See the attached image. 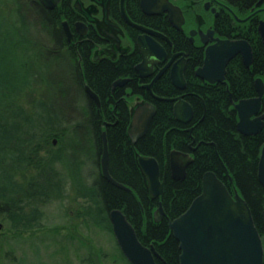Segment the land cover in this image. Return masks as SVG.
Instances as JSON below:
<instances>
[{
  "label": "trees",
  "instance_id": "1",
  "mask_svg": "<svg viewBox=\"0 0 264 264\" xmlns=\"http://www.w3.org/2000/svg\"><path fill=\"white\" fill-rule=\"evenodd\" d=\"M21 1L16 0L20 14L17 22L13 20L15 24L10 32L20 34L23 30L24 33L35 34L41 30L46 36L41 46L50 48L61 62L55 64V68L60 69L59 80L41 77L40 70L35 69L21 75L16 67L10 68L7 61V57H16V45L9 47L8 43H0V111L17 106L15 116L20 115L25 121L13 128L0 124V216L8 220L11 230L27 231L38 226L43 216L42 207L62 199L66 177L74 187L75 199L83 200L79 205V214L83 218L93 220L112 232L109 211L121 209L135 228L139 240L144 245H154L160 255L156 259L157 264H180L179 242L169 229L168 222L183 213L201 193L205 172L215 173L230 190L238 185L252 210L258 211L255 208L259 209L261 199H256L253 193H261L255 172L257 145L263 136L237 135V117L228 95L231 93L237 100L238 94L253 92L252 73L264 78V45L258 44L250 71L237 57L231 60L225 85H211L194 76L189 77L188 91L191 94L187 99L194 111L190 124L183 125L174 119L171 102L156 100V112L148 131L132 144L127 134L129 117L126 105L123 101L118 104L108 101L110 83L121 74L120 65L117 62L93 64L86 54H81L80 70L76 53L66 45L61 47L60 23L62 19L71 17L68 0H63L54 9H46L39 0ZM23 7L30 15L21 11ZM242 37L250 42L257 39L251 29ZM62 49L68 54L65 67L61 52L56 51ZM196 60L189 62L196 65ZM16 62L13 64L16 65ZM33 76L44 84L47 95L44 93L43 97L35 98L29 111L19 101L31 88ZM83 81L99 96V107L83 92ZM80 91L84 96L81 103L78 97ZM155 91L161 96L175 94L168 76L161 78L155 85ZM72 112L76 115L75 120H71ZM106 122L112 124L104 126ZM25 127L28 129L26 136L16 137L17 131L23 132ZM188 128H191L190 132ZM103 131L108 146L109 173L129 189L108 182L100 170L90 182L83 175V158H90L92 149L97 155L100 153ZM72 133L80 137L68 147L71 158L64 159V144ZM55 137L60 146L49 149L51 138ZM16 140L18 142L14 144ZM189 143L196 148L185 178L174 180L167 169L162 194L155 200L151 199L137 155L156 158L162 174L168 162V152L173 148L187 151ZM11 144L13 147H10ZM96 162L98 164L97 159ZM29 168L33 172L29 176L24 175ZM159 202L164 216L156 221L153 211ZM91 211H96L98 218H90Z\"/></svg>",
  "mask_w": 264,
  "mask_h": 264
},
{
  "label": "flooded vegetation",
  "instance_id": "2",
  "mask_svg": "<svg viewBox=\"0 0 264 264\" xmlns=\"http://www.w3.org/2000/svg\"><path fill=\"white\" fill-rule=\"evenodd\" d=\"M62 1L63 0H59L55 4V6L51 9H54L55 7L59 6ZM169 1L175 7L180 9L181 17H182L180 20L174 19V21L172 22L169 17V12L160 11L158 9L154 10L152 13L144 12L141 7V0L123 1L124 11L131 22L127 21L122 14L121 0H88L87 3L85 0H68L69 5L71 6V11H70L71 17L69 19L68 18L62 19L60 23L62 29L60 45L61 47L66 45L69 48H71L70 49L71 51H74L76 53V55L78 56V66L80 70L82 66L81 54H86L89 57L90 62L93 64H98L102 62H110V63L117 62L120 65L121 74L115 77L110 83V87H109L110 95L108 97V101H112V102L114 101L116 104H118V102L123 101L124 104L126 105L127 116L129 117V126L127 128V134H128V129L131 126V121L133 118L135 108L137 106L145 102H150L156 108L155 105L156 100H162L159 99L158 97L177 98L179 96L191 105V103L187 99V96L191 94V92L188 91L189 77L194 76L197 79L211 85H215V84L225 85L227 83L225 79L227 73V67L231 62V60L237 57V60L241 62V64L245 67V69L250 71L253 69V60L255 57V52L257 50L258 44L264 45V41L259 32V25L261 21L264 20V0H169ZM40 4L43 7H45L41 2ZM158 7L161 6L157 5V8ZM64 20L68 22L69 28L72 32V38L70 40H68L62 27V21ZM135 25L142 26L147 30L143 31L142 29H140ZM250 29L251 32H253V34L257 38L256 40L252 39V42H250L247 38L242 37V34H244L245 32L247 33L248 31H250ZM141 35L146 36L143 37L142 40L145 41L150 40V42L159 43L161 47L164 49L165 55L163 57L160 56L159 58H156L145 53L146 49L141 48L138 43V37ZM237 39H244L251 46L252 60L249 66L243 63V59L240 54H236L228 61L225 67L226 72L223 81L211 83L195 75V70L198 67L202 66L203 64L205 49L209 45H212L219 40H237ZM56 51L61 52L64 59L65 57L67 58L68 54L67 51H65V49L56 50ZM171 58H172V62L164 71L161 72V70L168 64ZM193 59H197L196 65L190 64L189 61ZM143 61H144V68L141 69V71L139 70L137 71L135 67ZM177 62L183 63L184 66L183 89H179L178 87L174 86L170 77V68L172 64ZM239 69L240 68L237 66V70ZM256 74L252 73L251 85L253 86V92L246 95L238 94L237 100L233 99L231 93H229L228 97H229V102L231 103V107L237 117L236 124H238L240 120V115H239V110L237 109L236 111V109L234 108V104L244 99L260 98L259 106L256 108L254 113L250 115V119H249L250 122L248 124L247 123L245 124L246 130L248 129L253 130L255 129V122L256 123L258 122L260 123L259 124L260 129L253 134H244L238 130V127H236L238 136L252 137L258 134H261L263 136L262 140L257 145L256 172H255L256 181L261 187L260 189L261 193L260 194L257 192L253 193L256 199L259 198L261 199L260 207H258L259 209L255 208L258 211L252 210V208L248 204L247 200L245 199L238 185L237 187L234 186L232 190H230L227 186L226 187L228 188L231 194L234 193V190H237V193L245 199L246 203L250 208L253 224L259 234L262 243V248H263L262 262H263L264 261V184L259 180L258 173H259V164L264 148V89H263V93L259 95L255 86V79L261 78L264 85V78ZM164 76H168L170 84L174 88L175 94L172 96H161L155 91V85ZM237 77L239 76L237 75ZM85 85L86 84H84L83 86ZM227 90H229L228 86H227ZM133 101L137 102V104H135L130 108L129 102H133ZM168 102L172 103V113H173V104L177 102V100L168 101ZM97 106L98 107L100 106V99H99V105ZM193 116H194V111H193ZM174 119L183 125H188L192 122L193 117L187 123H183L177 120L175 117ZM187 130L190 132L191 128H188ZM129 138L131 140L130 136ZM137 140L135 142H132L131 140V143L135 144ZM188 147L189 149L187 151L178 150L174 148L171 150H177L184 153H188L193 158V152L196 146H194L192 143H189ZM170 151L168 152V159H169ZM139 155L140 154L137 155V163H138ZM108 159H109V155H108ZM98 164L100 165V161ZM167 165L165 166L164 173L161 174V179L164 175L166 177V170L168 169L169 171ZM100 172H101V167H100ZM160 172H161V168H160ZM171 178L174 179L173 177ZM174 180H182V179H174ZM159 204L161 203L159 202L158 206ZM163 216H164V211L160 220L162 219Z\"/></svg>",
  "mask_w": 264,
  "mask_h": 264
},
{
  "label": "water",
  "instance_id": "3",
  "mask_svg": "<svg viewBox=\"0 0 264 264\" xmlns=\"http://www.w3.org/2000/svg\"><path fill=\"white\" fill-rule=\"evenodd\" d=\"M39 1L46 8L51 9L59 0ZM121 1L122 14L127 21L131 22L123 8L124 0ZM157 5L161 7L157 8ZM141 7L146 13H152L157 9L167 11L172 22L174 19L180 20L182 18L180 9L169 0H141ZM135 26L143 31L147 30L142 26ZM62 27L68 40H70L72 32L68 22L62 21ZM259 32L264 41V20L259 25ZM143 37L146 36L138 37V43L141 48L146 49L145 53L156 58L165 55V51L159 43L142 40ZM236 54L242 56L245 65H250L252 60L251 46L244 39L219 40L209 45L205 49L203 64L195 70V75L211 83L223 81L226 72L225 67ZM172 58L161 72L169 66ZM183 67V63L177 62L172 64L170 68L171 81L179 89L184 88ZM143 68L144 61L135 67L137 71H141ZM255 86L261 95L264 89L261 78L255 79ZM84 89L88 97L99 105V97L90 86L85 85ZM158 98L167 101L177 100L173 104V115L177 120L187 123L192 119V106L180 96L177 98ZM259 101L260 98H252L240 100L234 104L236 111L239 110L240 120L236 127L241 133L253 134L260 129L258 122H255V129H245V124L250 122V115L259 106ZM155 111V106L150 102H145L135 108L131 126L128 129L132 142L145 135ZM55 141L56 139L53 142L55 143ZM108 155L106 133L103 131L100 158L102 176L120 188L129 189L110 175ZM192 161L193 158L188 153L171 150L167 165L171 177L183 179L186 175V167ZM138 164L147 182L150 198H157L163 192L165 179V175L161 179L157 160L151 156L139 155ZM258 178L264 184V148L259 164ZM162 215L163 209L159 204L154 212L155 220L159 221ZM108 216L114 237L122 253L131 264H157L156 259L160 258V255L154 245H144L139 240L135 228L121 209H111ZM168 226L174 238L179 242L180 264H262V243L253 224L248 204L237 193V190L231 194L226 185L212 171L204 173L201 193L193 199L183 213L170 220ZM2 228L3 223L0 221V230Z\"/></svg>",
  "mask_w": 264,
  "mask_h": 264
},
{
  "label": "rangeland",
  "instance_id": "4",
  "mask_svg": "<svg viewBox=\"0 0 264 264\" xmlns=\"http://www.w3.org/2000/svg\"><path fill=\"white\" fill-rule=\"evenodd\" d=\"M28 1L22 0L21 2ZM85 1L88 2V0ZM18 9L16 0H0V43H8L9 47L16 45L15 48L19 53L18 55L16 53L15 58L13 55L7 57L9 67L12 69L16 67L21 75H24L25 72H31L32 69L40 70L41 77L59 80L60 69L55 68V64L61 61L56 59L50 48L46 49L41 46L46 36L40 28V31L35 32V34L24 33L23 30L20 31V34L10 32L15 24L13 20L18 21L17 16L20 14ZM22 9L21 11H24L26 15H30L27 8L23 7ZM65 59L64 67L67 58L65 57ZM15 62L16 65L13 64ZM60 68L63 69V67ZM84 84L88 85L86 81H83ZM45 89L39 78L33 76L31 88L22 95L20 104L30 111L35 98L43 97L44 93L47 95ZM84 90L83 92H85ZM78 97L81 103L82 98H84L81 91ZM135 104L137 102H129V107L131 108ZM18 108L13 106L0 111V124H5L6 128H13L19 122L24 124L25 121L22 116H15L16 114H14ZM12 110L14 111L11 112ZM75 119V113L71 114V120ZM107 124L111 123L106 122L104 126ZM27 130L25 127L23 132L17 131L16 137H25ZM78 137L80 136L72 133L66 139L62 153L64 159L71 158V151L68 147ZM54 139H56L55 143L53 142ZM51 140L52 144L49 149L60 146L56 137L51 138ZM17 142L16 140L14 144ZM10 147L13 145L11 144ZM101 155L102 145L98 155L92 149L90 158H83L82 170L83 175L88 178L87 182H90L98 174L100 165L97 164L96 159L99 163ZM32 172L29 168L23 174L29 176ZM66 182L62 199L53 200L42 207L43 216L39 220L38 226L33 229L15 232L9 228L8 220L0 216V221L3 223V228L0 230V264H131L122 253L113 232L79 214V205L83 200L81 198L75 199L74 187L67 177ZM156 209L157 207L153 211V216ZM90 218H98L97 212L91 211Z\"/></svg>",
  "mask_w": 264,
  "mask_h": 264
}]
</instances>
